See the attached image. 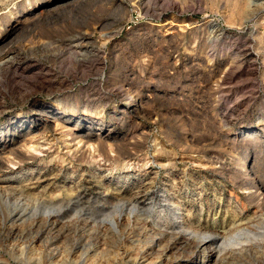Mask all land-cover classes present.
Here are the masks:
<instances>
[{"label": "rangeland", "instance_id": "obj_1", "mask_svg": "<svg viewBox=\"0 0 264 264\" xmlns=\"http://www.w3.org/2000/svg\"><path fill=\"white\" fill-rule=\"evenodd\" d=\"M0 66V264H264V0H0Z\"/></svg>", "mask_w": 264, "mask_h": 264}, {"label": "bare ground", "instance_id": "obj_2", "mask_svg": "<svg viewBox=\"0 0 264 264\" xmlns=\"http://www.w3.org/2000/svg\"><path fill=\"white\" fill-rule=\"evenodd\" d=\"M12 15H15L13 12H12ZM110 37V36H109ZM1 67V66H0ZM6 68V67H5ZM1 70V69H0ZM1 73V72H0ZM0 77H1V74H0ZM0 79H2V78H0ZM50 112V111H49ZM54 113V112H53ZM89 120V119H88ZM58 128V127H57ZM65 133V132H64ZM69 133V132H68ZM71 133V132H70ZM33 136V135H32ZM31 136V137H32ZM16 137V136H15ZM15 137H10V139H7V137H0V151H2V152H5L6 150H7V144H10V142H12V140H14L15 139ZM89 137V136H88ZM34 138V137H33ZM100 138V137H99ZM36 139V138H35ZM86 139V138H85ZM24 140V139H23ZM22 140V141H23ZM46 140V139H45ZM49 140V139H48ZM83 140V139H82ZM89 140V139H88ZM21 141V142H22ZM28 141V140H27ZM31 141V140H30ZM25 142V141H24ZM33 142H35V141H33ZM28 143V142H27ZM30 143V142H29ZM31 143H32V141H31ZM35 143H39V142H35ZM41 143V142H40ZM39 143V144H40ZM79 143H82V141H80ZM79 143H78V146H79ZM85 144L87 143V142H84ZM107 143V142H106ZM25 144V143H24ZM46 144V143H45ZM20 145H22V144H20ZM37 144H31L30 146H28L27 147V145H26V147H27V152L28 153H30L31 155L34 153V154H36V153H42V151H44V150H42L41 151V149H40V145L38 146H36ZM23 146H25V145H23ZM52 146V145H51ZM86 146H87V144H86ZM21 147V146H20ZM45 147V146H44ZM26 149V148H25ZM81 149V148H80ZM94 150L95 149V146L94 145H90L89 146V150ZM97 149V148H96ZM20 150V149H19ZM18 150V151H19ZM12 151V150H11ZM25 151V150H24ZM90 152V151H89ZM6 153V152H5ZM4 153V154H5ZM13 153H14V151H13ZM17 153V152H16ZM94 153H95V151H94ZM96 153L97 154H100L98 151H96ZM95 153V155H97ZM1 154H3V153H1ZM17 154H19V152L17 153ZM26 154V153H25ZM29 154V155H30ZM57 154V153H56ZM13 156H14V154H12ZM40 155V154H39ZM59 155V154H58ZM57 155V156H58ZM69 155V154H68ZM94 155V154H93ZM20 156V155H19ZM26 156V155H25ZM33 156L34 155H32V156H28V158L29 159H31V157L33 158ZM7 157V156H6ZM22 157V156H21ZM24 157V156H23ZM90 157V156H89ZM96 157V156H95ZM98 157V156H97ZM5 157H3V159H4ZM15 158H17V157H15ZM20 158V157H19ZM25 158H27V157H25ZM7 159V162L8 163H11V164H13L14 166L13 167H15V165H17V163H15V161L13 162V160H11V158H10V156H8V158H6ZM14 159V158H13ZM22 159V158H21ZM96 159V158H95ZM24 160V159H23ZM17 161H20V159L18 160L17 159ZM25 161H26V159H25ZM22 164L24 163V161L22 162V161H20ZM3 163H4V161H3ZM58 163V162H57ZM3 165V164H2ZM19 165V164H18ZM8 166H10V165H8ZM5 167V166H4ZM12 168V167H11ZM32 178V177H31ZM36 181L35 182H33V183H29V186H27L26 188H24L26 191H28V192H30V191H32V190H35V192H36V190L37 189H39V187H40V185H41V181H40V178H38V179H35ZM29 181H30V179H29ZM48 181V180H47ZM4 187L2 186V189H3ZM20 188H21V186H20ZM56 188V187H55ZM250 188V187H249ZM7 189V188H6ZM12 190H13V188H12ZM14 191V190H13ZM142 191V190H141ZM18 192H19V190H18ZM21 192V191H20ZM19 192V193H20ZM34 192V191H33ZM65 192V191H64ZM140 192V191H139ZM4 193V192H3ZM11 193V192H10ZM18 193V194H19ZM71 193V192H70ZM78 193V192H77ZM120 193V192H119ZM14 194V193H13ZM27 194V192L25 193V195ZM30 194H31V192H30ZM108 194V193H107ZM22 195V194H21ZM34 195V194H33ZM28 196H29V194H28ZM36 196H39V195H37L36 194ZM35 196V197H36ZM50 196V195H49ZM82 196V195H81ZM141 196H143V195H141ZM32 197V194L30 195V197H29V199L28 200H31L30 198ZM37 198V197H36ZM41 198V197H40ZM39 198V199H40ZM24 199V198H23ZM39 199L37 198L36 199V202H38L39 203ZM53 199V198H52ZM35 200V199H34ZM41 200V199H40ZM43 200V199H42ZM51 200V199H50ZM54 200V199H53ZM26 201V200H25ZM46 201V200H45ZM55 201V200H54ZM48 202V201H47ZM44 203V202H43ZM48 203H50V202H48ZM135 203V202H134ZM138 203V202H137ZM55 204V203H54ZM53 205V204H52ZM59 205H61V204H59ZM136 206H132L131 208H133V210L131 211V214L128 216V220L130 221L131 220V218H132V216L136 213V211L138 210V205L137 204H135ZM38 206V205H37ZM26 207V206H25ZM52 207V206H51ZM27 208V207H26ZM34 208H35V206H34ZM45 208V207H44ZM61 208V207H60ZM173 211H176V209H172V212ZM50 212H51V210H50ZM55 213V212H54ZM57 213V212H56ZM59 213V212H58ZM45 214V213H44ZM121 215H122V211H121V213L119 214V216L121 217ZM53 218H55V215L53 214V216H52V214H48V216H46V214H45V216H43V220L45 221V220H50V219H53ZM38 220V219H37ZM46 221V222H47ZM43 222V221H42ZM49 222V221H48ZM57 222V221H56ZM55 223V222H54ZM119 223H120V221L118 220V219H114V220H112L111 221V225H110V228H112L113 230H115L117 233L118 232H120L119 231ZM157 225H159V224H157ZM15 229V228H14ZM160 229V228H159ZM162 231V230H161ZM160 231V232H161ZM218 234V233H217ZM212 236H210V235H206V234H203V237H202V239L198 242V247H201V246H204V245H206V246H208L209 245V249H210V247H212V246H214V245H216L217 243H218V241L219 240H217L216 238H211ZM220 238V237H219ZM207 249V248H206ZM19 253V252H18Z\"/></svg>", "mask_w": 264, "mask_h": 264}]
</instances>
